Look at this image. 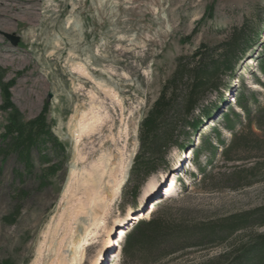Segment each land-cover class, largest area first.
<instances>
[{
    "label": "rangeland",
    "instance_id": "obj_1",
    "mask_svg": "<svg viewBox=\"0 0 264 264\" xmlns=\"http://www.w3.org/2000/svg\"><path fill=\"white\" fill-rule=\"evenodd\" d=\"M241 31L246 33L245 38L258 40L229 75L221 76L225 88L208 91L200 101V108L217 104L211 119L195 132L178 126L173 144L165 148L162 157L155 156L153 171L137 178L133 164L140 151V124L172 74L176 58L190 55L201 44L210 48L223 45L233 33ZM5 34L17 37V43ZM263 54L264 0H0V132L7 118L2 109L5 97L24 121L36 117L47 104V121L65 149L56 157L49 145L39 146L55 165L61 164L44 186H39L36 174L45 165L37 162L30 174L19 179L18 173H24L21 164L14 155L3 160L0 154V263H47L49 239L45 232L62 212L60 199L70 165L79 151L83 158L76 164L81 173L107 147L105 143L100 149L98 141L101 135L109 134L111 124L118 137L117 146L123 147L130 165L118 196L103 215L107 228L115 217H123L129 208L137 210L144 201V219L166 211L174 218L185 214L205 220L264 206L263 175L251 185L238 188L219 175L231 171L233 165L264 162V129L252 127L263 143L252 153L259 157L251 160L227 163L219 155L218 144L215 155L202 151L206 140L216 145L213 128L225 142L231 139V133L221 125V116L231 109L242 115L234 105L241 90L264 95V88L255 82H264L258 69V58ZM222 91L224 96L219 100ZM90 107H96L101 122L94 132L76 137L71 129L73 117ZM199 168L212 175L203 185ZM260 170L264 171V163ZM174 175L178 181L172 194L163 197L171 185L166 187L168 181L163 189L160 183ZM149 180L159 188L152 197L142 200L143 187ZM135 186L137 196L132 198ZM18 190L23 193L16 198ZM135 220L121 231L128 233ZM256 230L264 233V227ZM124 234L122 239H115L116 247L106 264H124ZM97 237L92 235L82 264H91L97 258L102 244L101 236ZM219 253L218 247L195 249L159 264H190Z\"/></svg>",
    "mask_w": 264,
    "mask_h": 264
},
{
    "label": "trees",
    "instance_id": "obj_2",
    "mask_svg": "<svg viewBox=\"0 0 264 264\" xmlns=\"http://www.w3.org/2000/svg\"><path fill=\"white\" fill-rule=\"evenodd\" d=\"M245 36L247 35L243 31L233 33L223 45L210 48L201 44L190 55L176 58L172 74L163 83L158 97L140 124V151L136 154L133 164L137 178L142 173L147 176L153 171L155 156L159 154V157H162L165 148L173 144L178 126L195 132L204 121L211 119L217 104L203 105L200 108L199 103L208 91L218 92L222 86L225 88L221 76L229 75L258 40ZM258 69L264 77V54L258 58ZM255 82L264 88V82L258 79H255ZM259 95L260 93L255 90H241L234 99V105L242 111L243 119L234 109L227 110L221 116V125L231 133V139L225 142L219 130L213 128L216 145L206 140L203 142L202 151L215 155L218 144L221 146L219 155L227 163L259 157L252 154L256 153L263 143L252 132V127L264 129V95ZM223 96L222 91L219 100ZM2 109L7 113L0 132L2 159L14 155L24 168L23 174L18 173L19 179L24 174H30L37 162L45 165L46 167L40 170L36 177L39 186L46 185L47 179L58 173L61 164L55 165L47 153L40 152L39 146L49 145L56 157L63 155L65 150L52 133L47 121L48 105L45 104L36 117L26 121L9 104L7 97ZM176 146L183 147L182 144ZM202 151L199 149L198 152ZM249 162H252L250 166H230L231 171L219 174L221 179L231 181L234 184L233 188L248 186L261 179L262 175L264 176V171L260 170L263 160ZM199 170L203 185L212 175L203 168ZM137 186L131 192L132 198L137 196ZM21 192L22 190L16 192V198ZM260 227H264V206L205 220L194 219L185 214L174 218L166 211L159 212L154 217L139 220L126 233L122 246L124 264H159L162 260L177 254L209 247L220 248V253L215 257L190 264H264V233L256 230ZM0 264L12 263L4 260Z\"/></svg>",
    "mask_w": 264,
    "mask_h": 264
},
{
    "label": "bare ground",
    "instance_id": "obj_3",
    "mask_svg": "<svg viewBox=\"0 0 264 264\" xmlns=\"http://www.w3.org/2000/svg\"><path fill=\"white\" fill-rule=\"evenodd\" d=\"M94 108L96 107H90L87 112L80 111L73 117L71 129L77 133L76 137L87 136L89 132H94L101 122V117ZM113 129V124H111L109 134L101 135L98 141L99 148L101 149L105 143L107 147L101 149L97 157L81 169V173H79L80 169L76 164L83 158L79 151L70 165L69 176L60 199L63 206L62 212L57 218L51 220L45 232L49 239L47 241L49 252L47 251L46 264H69L70 262L82 264L86 247L92 242V235H97L99 238L101 236L102 244L96 255L97 258H94L91 264H106L110 252L116 247L115 239L123 237L124 231L121 230L126 228L130 220H139L145 216L141 213L145 206L144 201L137 210L129 208L128 213L123 217H115L112 226L108 228L103 221V215L119 194L130 165L123 147L117 146L118 137L112 131ZM78 173L80 175H77ZM164 182L165 180L160 185ZM155 183L149 180L144 185L142 200H146L148 195L152 197L156 193L159 187ZM168 183L166 187L169 186ZM174 185L171 182V186L167 190L169 193L172 192ZM83 196L84 200H82ZM86 205L89 206L88 209L85 207ZM70 211H72L71 214ZM99 227H102L101 232L98 230ZM100 252L101 255H99Z\"/></svg>",
    "mask_w": 264,
    "mask_h": 264
},
{
    "label": "water",
    "instance_id": "obj_4",
    "mask_svg": "<svg viewBox=\"0 0 264 264\" xmlns=\"http://www.w3.org/2000/svg\"><path fill=\"white\" fill-rule=\"evenodd\" d=\"M5 36L13 43V44H16L17 41H18V38L17 37H14L13 35H8V34H5Z\"/></svg>",
    "mask_w": 264,
    "mask_h": 264
}]
</instances>
